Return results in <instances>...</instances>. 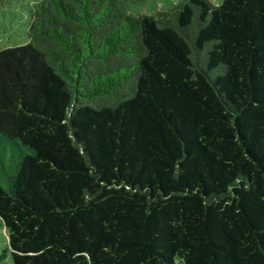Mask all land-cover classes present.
I'll list each match as a JSON object with an SVG mask.
<instances>
[{
  "label": "trees",
  "instance_id": "trees-1",
  "mask_svg": "<svg viewBox=\"0 0 264 264\" xmlns=\"http://www.w3.org/2000/svg\"><path fill=\"white\" fill-rule=\"evenodd\" d=\"M0 50L13 264H264V0H40Z\"/></svg>",
  "mask_w": 264,
  "mask_h": 264
},
{
  "label": "rangeland",
  "instance_id": "rangeland-1",
  "mask_svg": "<svg viewBox=\"0 0 264 264\" xmlns=\"http://www.w3.org/2000/svg\"><path fill=\"white\" fill-rule=\"evenodd\" d=\"M40 0H0V50L27 44L28 25L31 21L29 8ZM181 0H124L127 11L133 14L154 15L168 10ZM220 5L223 0H209ZM0 264H13L8 242V232L0 218Z\"/></svg>",
  "mask_w": 264,
  "mask_h": 264
}]
</instances>
